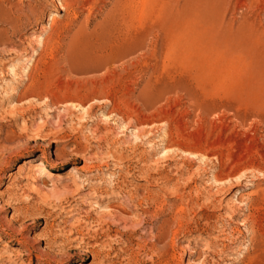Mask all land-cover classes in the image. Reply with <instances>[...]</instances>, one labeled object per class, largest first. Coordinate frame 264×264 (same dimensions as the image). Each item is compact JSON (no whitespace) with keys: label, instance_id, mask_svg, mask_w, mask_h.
<instances>
[{"label":"rangeland","instance_id":"rangeland-1","mask_svg":"<svg viewBox=\"0 0 264 264\" xmlns=\"http://www.w3.org/2000/svg\"><path fill=\"white\" fill-rule=\"evenodd\" d=\"M0 264H264V0H0Z\"/></svg>","mask_w":264,"mask_h":264},{"label":"bare ground","instance_id":"bare-ground-1","mask_svg":"<svg viewBox=\"0 0 264 264\" xmlns=\"http://www.w3.org/2000/svg\"><path fill=\"white\" fill-rule=\"evenodd\" d=\"M156 28V27H155ZM170 28L172 29V27L170 26ZM154 30V29H153ZM159 30V29H158ZM155 32H156V29H155ZM169 35V33H168ZM32 169L34 170H40V171H43L45 172L46 171V167L44 166V164L41 162V161H38L37 163L33 164L32 165ZM33 172V171H32ZM36 172V171H35ZM40 173V172H39ZM42 173V172H41ZM33 174V173H32Z\"/></svg>","mask_w":264,"mask_h":264}]
</instances>
